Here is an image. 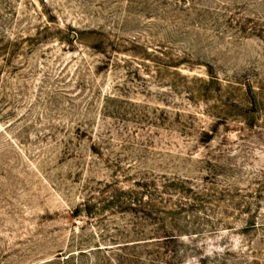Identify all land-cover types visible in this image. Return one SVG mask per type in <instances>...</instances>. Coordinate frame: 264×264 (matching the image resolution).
I'll list each match as a JSON object with an SVG mask.
<instances>
[{"label": "rangeland", "instance_id": "374dc122", "mask_svg": "<svg viewBox=\"0 0 264 264\" xmlns=\"http://www.w3.org/2000/svg\"><path fill=\"white\" fill-rule=\"evenodd\" d=\"M0 264H264V0H0Z\"/></svg>", "mask_w": 264, "mask_h": 264}]
</instances>
